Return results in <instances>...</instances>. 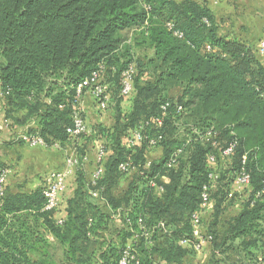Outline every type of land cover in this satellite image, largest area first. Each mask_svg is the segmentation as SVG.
Returning <instances> with one entry per match:
<instances>
[{"label":"trees","instance_id":"16d2710c","mask_svg":"<svg viewBox=\"0 0 264 264\" xmlns=\"http://www.w3.org/2000/svg\"><path fill=\"white\" fill-rule=\"evenodd\" d=\"M127 29L139 31L132 42L121 36ZM136 45H146L151 56L137 60ZM259 57L254 45L220 35L212 11L198 0H0V94L8 118L35 124L30 132L49 146L86 136L71 137L67 129L79 85L83 96L91 94L98 71V82L108 86L107 110L115 114L111 127L95 126L112 153L97 179L79 168L66 219L55 218L59 207L45 209L43 186L14 189L7 176L0 195V264H119L126 250L139 264H192L196 251L181 241L196 240L192 215L209 183L211 154L220 172L212 190L214 218L208 226L205 217L201 221L212 243L210 264L228 250L244 258L239 264H264V193L257 197L264 187ZM131 65L133 91L124 97L123 72ZM124 100L130 108L121 105ZM140 128L147 140L129 148L126 139ZM234 140L235 152L224 160L222 150ZM154 148L162 156L148 167ZM6 165L0 157V176ZM242 167L251 183L245 197L230 198ZM159 185L164 191L157 196ZM236 200L244 202L241 210L219 233L225 202ZM119 213L117 225L113 216Z\"/></svg>","mask_w":264,"mask_h":264},{"label":"crops","instance_id":"0c3cea01","mask_svg":"<svg viewBox=\"0 0 264 264\" xmlns=\"http://www.w3.org/2000/svg\"><path fill=\"white\" fill-rule=\"evenodd\" d=\"M182 1V0H180ZM205 2L208 8L215 16L216 22L219 26V34L258 47L259 42L264 34V0H198ZM262 61V58L259 57ZM173 95L178 94L175 90ZM94 97L89 93H85L82 98V108L84 116L88 125V132L86 136L77 138L76 140H68L65 144L54 143L53 145L44 146H31L26 140L28 136L36 134L30 132V128L35 127V124L22 126L15 124L11 118L6 115L5 101L0 94V157L10 167L8 173V184L12 188L22 186L24 191L30 192L42 188L46 176L56 170H64L66 162L69 158L78 159V166L75 167L67 179V187L61 195L60 205L55 212L57 220H63L67 217V207L69 201L74 198L77 188V171L82 169L87 172L89 179L92 174L108 161L111 151L105 150V139L97 137L95 126L103 125L111 127L112 123L107 120V112L104 110L101 113L95 112L93 108ZM121 105L130 108L131 102L124 100ZM109 113L113 112L112 109L108 110ZM96 114V118L91 115ZM88 136L95 138L92 142L87 140ZM103 148L105 156L99 160V151ZM81 150L85 153L81 154ZM162 150L154 148L147 153L148 167L149 163L154 160L160 159ZM101 165V167H102ZM98 167V168H97ZM94 175V174H93ZM130 175H132L130 173ZM129 174H126L124 179ZM164 183H168L169 179L165 176L161 179ZM164 191L163 186H156L154 192L160 196ZM105 202V201H104ZM108 211L110 207L101 202ZM213 203L203 212V217H206L213 209ZM241 207L238 208V212ZM116 223H120L118 215L113 216ZM205 225L202 224L196 230V238H205L204 233ZM130 242V241H129ZM211 259V242L204 239L203 247L199 252H196L192 258V264H210Z\"/></svg>","mask_w":264,"mask_h":264},{"label":"built area","instance_id":"2783aa9c","mask_svg":"<svg viewBox=\"0 0 264 264\" xmlns=\"http://www.w3.org/2000/svg\"><path fill=\"white\" fill-rule=\"evenodd\" d=\"M169 26L172 28V26L169 24ZM258 54L262 58V61L264 62V34L261 38L259 45L257 47ZM135 74V66L131 65L127 70L123 72V78H122V95L124 97H127L131 94L133 91V77ZM101 74L98 72H95L93 77L91 78V82L95 85L91 89V94L95 99H98V107L101 110H106L109 106L110 97L109 94H107V87L105 85H102L98 82V79L100 78ZM90 81H87L88 84ZM83 88L84 85H79L77 90V95L74 100V103L76 106H74V110L72 111V117H73V124L67 129L68 134L71 137H80L88 132V125L86 122V119L83 117V108H82V98H83ZM169 104H165L162 106V109L164 111L167 110ZM183 110L182 106L177 107V113H181ZM153 122L162 125L163 121L160 118H155ZM213 130H209L208 133L205 135H202V139L208 140L209 137H211ZM161 137H159L160 139ZM26 140L29 142L31 146H49L48 143L38 134H32L26 138ZM147 140L146 135L143 133L142 129H137L132 132V134L126 139L127 146L129 148H135ZM157 143V139H151L150 145L155 146ZM238 145V141L234 140L229 143V145L222 150V157L224 160L229 159L232 157V155L235 152V149ZM182 152V149H179L176 153V156ZM105 156V151L103 148L99 151V160L100 163L101 160ZM174 157L171 162L174 163L176 161ZM209 164L212 165V169L209 173V183L205 184L202 191V203L201 208L194 212L192 215V223L194 226V233L195 235L196 230L200 225H202V218H203V212L208 208V206L212 203V190L214 188V183L219 179L220 172L217 170V167L219 165L218 159L214 155L209 156ZM245 160L243 161L244 166ZM78 166V159L76 158H69L66 162V167L64 170H56L53 172H50L43 184V196L45 197V209L48 211H54L59 207L60 204V198L62 193L67 187V179L69 175L72 173L73 169ZM126 164H121L122 169H127ZM103 171L102 167H99L95 173L93 178L97 179ZM9 170L3 171V173L0 176V195H3L4 192V186L6 183V179L8 176ZM251 183V174L246 170L245 167H242L240 170H238L235 173V178L233 182V189L228 194L230 198L234 197L236 194L241 195L242 197H245V191L249 187ZM264 193V187L263 189L257 193V197L262 196ZM204 239L196 238L195 241H192L190 239H183L181 241V244L184 246H192L196 252H199L204 243ZM207 240V239H206ZM119 264H139V260L137 257L130 251L126 250L120 260Z\"/></svg>","mask_w":264,"mask_h":264},{"label":"rangeland","instance_id":"374dc122","mask_svg":"<svg viewBox=\"0 0 264 264\" xmlns=\"http://www.w3.org/2000/svg\"><path fill=\"white\" fill-rule=\"evenodd\" d=\"M139 35V31H135L134 29H127L121 32V36L123 38H125L128 42H132L133 38L135 36ZM134 55L135 58L138 60H145L146 56H151V50H149V48H147V46L145 45H136L134 47ZM146 78V75H145ZM89 94V93H88ZM93 108H95V112L97 111L98 113H101L103 110H101L98 105L97 102H93ZM126 107V106H125ZM104 112H107L108 115L107 116V120H110L111 123L113 124L114 122V118H115V114L114 112L109 113V111L106 109L104 110ZM104 114V113H101ZM92 118H96V114H92L91 115ZM126 137V136H123ZM88 140V139H87ZM95 140V138L91 139V141L93 142ZM7 168L10 169V167L12 166H8L6 165ZM230 203L233 204V202L230 201H226L225 202V207L223 209V212H221L220 216H219V222L220 225L217 228V231H219V233L223 232L222 226L228 221L230 220V218H232L233 216H235L238 213V208L244 204V202L242 200H236L234 202V204L230 205ZM214 206V205H213ZM206 225L208 226L209 222H211L214 218V209H211L210 213L206 215ZM120 223H118L117 225H119ZM219 242V241H218ZM220 243V242H219ZM212 246V243H211ZM221 250V248H220ZM221 252V251H220ZM216 253L214 255V264H239L244 258H240L238 257L236 254H233L232 251L228 250V252L222 254V253ZM246 259V258H245Z\"/></svg>","mask_w":264,"mask_h":264}]
</instances>
